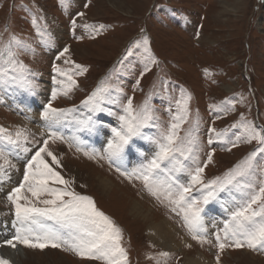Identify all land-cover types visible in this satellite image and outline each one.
I'll use <instances>...</instances> for the list:
<instances>
[{"label": "rangeland", "instance_id": "374dc122", "mask_svg": "<svg viewBox=\"0 0 264 264\" xmlns=\"http://www.w3.org/2000/svg\"><path fill=\"white\" fill-rule=\"evenodd\" d=\"M10 44L12 54L5 49ZM0 53H3L0 71L4 72L0 86L22 81L35 90L33 95L42 105L48 100L54 55L60 54L55 69L61 72L60 78L67 80L63 83L59 79L56 87L62 89L57 92L59 102L56 99L51 107L59 111L67 109V105L76 104L69 107L73 108L85 102L91 113L88 118L92 128L98 123L108 127L112 143L114 131L124 134L121 118L137 124L147 111L151 117L149 126L140 128L139 134L129 141L135 152L132 159L145 161L141 171L156 158L160 145L165 143L163 137L170 134V124L172 127L178 124L172 147L185 153L175 154L154 173L160 175L166 186L175 189L187 187L191 184L189 174H194L198 167L203 168V184L196 185L187 194L185 203L200 200L207 192L214 191L206 185L224 181L256 153L249 173L251 179L241 178L244 187L226 189L230 198L225 212H216L208 218L203 205L200 222L190 232L182 208L149 194L140 179H133L136 178L133 174L128 180L122 174H114L101 147L98 146L101 157L107 164L95 157L96 149L89 151L92 155L80 154L59 142V138L54 141L45 127L7 105L4 94L9 88L5 87L2 89L4 103L0 95V137L6 139L5 145L9 139L15 141L27 156H22L18 149L19 156L10 159L0 148V165H7L5 179L15 184L9 187L0 184V226L6 224L1 220L11 221V216L14 217V208L6 197L23 182L26 159L34 156L47 140L46 152H51L59 167L46 153L41 158L66 182L64 185L49 183L48 187L90 199L96 211L119 230L126 264H184L200 253L210 264H264V252L259 250L236 249L227 244L220 252L216 246V236L220 235L223 241L224 224L229 223L232 212L264 183V153L258 151L264 145L244 140L249 129L258 131L264 138V0H0ZM8 55L13 57L15 72L5 71L12 68L1 60ZM10 76L17 79L10 80ZM128 101L132 104L130 116L125 112ZM50 135L69 142L55 130H50ZM143 140L151 143L155 154L141 148ZM234 142L239 146H234ZM193 143H197L198 151L191 162L193 158L188 149ZM210 153L212 163L207 164ZM93 163L102 166H93ZM176 171L181 172V184L173 175ZM104 178L114 180L108 187L110 191L102 186ZM120 188L126 192L116 191ZM221 193H217L216 199ZM23 196L32 199L27 191ZM64 201L67 203L68 197ZM135 201L143 214L133 215ZM254 207L258 210L260 205ZM161 219L179 228V239H188L180 251H168L148 238V226ZM0 236L5 237L6 232ZM201 240L208 243L198 242ZM45 250L46 253L26 249L34 259L28 264H100L82 260L68 250ZM244 253L253 257L241 258Z\"/></svg>", "mask_w": 264, "mask_h": 264}, {"label": "snow or ice", "instance_id": "6c2138e0", "mask_svg": "<svg viewBox=\"0 0 264 264\" xmlns=\"http://www.w3.org/2000/svg\"><path fill=\"white\" fill-rule=\"evenodd\" d=\"M64 52L66 53L67 49ZM2 55L3 53H0V56ZM5 71L15 72V65ZM54 71L56 76L61 75L59 69H54ZM3 76L4 72L0 71V80ZM9 79L16 80L17 78L10 76ZM18 82L23 83L22 81ZM56 95L57 93L53 92V100H55ZM125 112L129 116L131 115V101L128 102ZM60 115L62 113L57 112L51 105H48L44 111L43 119L48 120ZM150 118L147 112H145L142 121L137 124L121 118V127L124 129V134L120 131L113 132L117 143H109V155L115 156L121 153L124 147L129 145L130 139L139 134L140 128L149 126L148 120ZM178 127V124L173 125L170 134L164 136L165 143L160 145L156 158L141 172L133 173V177L140 179L149 194L158 199L163 197L175 204L177 208H182L185 225L192 232L199 224L200 213L203 211V208L196 205L209 204L211 200L216 199L217 193L225 192L226 189L233 191L238 187H244L241 178L251 179L249 173L253 168L252 162L256 153L250 155L224 181H213L206 185L207 189H214V191L207 192L200 200L185 203L187 194L196 185L203 184L201 179L203 168L198 167L194 174H189L191 184L187 187L176 186L175 189L165 187L163 182L153 177V173L160 168V165L165 161H171L176 154L177 149L173 148L172 145L175 143ZM52 139L56 140L58 137L53 136ZM244 140L247 143L255 140L260 145H264V138L261 137L258 131L253 129H249ZM8 143L14 144L15 141L9 139ZM48 144L49 141L45 140L44 147H41L30 158L24 168L23 182L6 197L8 204L14 208L15 220L13 227L16 232L12 240L0 245V247L15 249L17 245H21L26 249H39L40 251H44L46 248H59L61 251L68 250L72 252L82 260H95L99 261L100 264H126L127 257L120 247L121 236L119 230L112 225L107 217L96 211L90 199L77 196L67 190L57 191L48 187L49 183L61 185L66 183L41 158V154L46 153L52 159V162L59 167L51 152H46ZM234 146H239L238 142H234ZM227 150L231 151L232 149L228 148ZM188 151H191V149L189 148ZM258 151L264 153V147H261ZM211 163L212 154L210 153L207 164ZM207 164L204 167H207ZM6 167L7 165H4L3 168H0V181L5 178L4 168ZM125 178L130 179L129 177ZM169 180H171V177H169ZM172 183L175 184L174 181ZM25 191L32 197L31 200L23 196ZM200 191L203 192L204 189H200ZM173 196L176 198L173 199ZM42 197H51V199H41ZM64 197H68L67 203L64 201ZM262 199H264V183L260 185L259 191H253L250 194V198L246 203H242L237 210L232 212L229 223L224 224L223 241L220 235L216 236V246L220 252L225 250L227 244L234 245L236 249L247 247L252 251L264 252V205H261ZM22 201L23 203H21ZM256 205H260L258 210L254 207ZM46 222H50L51 225L56 227L53 229ZM193 238L196 237L193 236ZM198 242L208 243L207 240ZM0 264H9V262L0 259Z\"/></svg>", "mask_w": 264, "mask_h": 264}, {"label": "bare ground", "instance_id": "6f19581e", "mask_svg": "<svg viewBox=\"0 0 264 264\" xmlns=\"http://www.w3.org/2000/svg\"><path fill=\"white\" fill-rule=\"evenodd\" d=\"M67 2H68V0H67ZM255 28H257V27L255 26ZM60 79L62 80V82L64 80H67L63 76H61ZM80 88L81 87L79 85V89ZM68 89H69V86H67V91H68ZM79 89H77L76 91H78ZM60 90H62V89H58L57 92L59 93ZM4 95H5V100H6L7 105L14 107L16 111L23 113L27 118H29L33 122L37 123L38 125L45 127V129H47L49 131L55 130L59 133L64 134L66 136V139L69 142H72V143L75 142V143L82 144V145H85L88 147H89V145H97V146L101 147L104 151V155L108 158V160H110L111 164L118 166L119 163L117 164V163H115V161H118L120 159V155H122V154H126L128 157V162H127L128 167H130L131 162L132 163L134 162V159H132V158L135 155V152L132 151L130 144L125 146L124 150L121 153H119L118 155H115V156L109 155L108 145H109V143H112V142L109 140L110 133L108 132V129H109L108 127L98 123L94 127V131L92 133L89 132L88 127L90 126V119L88 118V116L91 115V113H89L87 107L85 106V102L82 101L81 103H79L80 106L73 107V108H69V107L74 106L76 104L67 105V106H69V107H66L67 109L57 111L59 113H62V115L55 117V118H50L48 120H45V119H43V117L39 113V109L41 108V104H40L41 101L35 95L29 94V93H23V94H21L18 97L13 99L11 97L10 90L5 91ZM58 95H57L56 99L58 98ZM92 96H93V94H92ZM56 101L59 102V99H57ZM91 135H92V138L94 137L93 139H91ZM113 138H114L113 143H117L116 138L115 137H113ZM141 148L145 152H147L148 154H155V149L148 140L141 141ZM190 149L198 151L195 143H193V145L190 147ZM72 156H75V155H72ZM75 159H77V158H75ZM78 160H80V159H78ZM83 161H85V160H83ZM83 163H86V162H83ZM87 164L89 165V163H87ZM92 165L93 166H98V165L102 166L101 163L100 164L99 163H97V164L93 163ZM110 173H112V172H110ZM113 181L114 180L107 179V178L102 179L103 188L106 191H110V189L108 187L112 186ZM117 182H120V181L116 180V183ZM0 184L5 185L4 187H9L11 185H15V184H13V180L8 182L5 178H4V180L0 181ZM120 184L124 185L121 182H120ZM90 188H91V186H90ZM112 190H114V188ZM121 190L126 192L125 189H121V188H120V190L118 189L116 191L121 192ZM127 191H128V189H127ZM127 195H129V194H127ZM229 198H230L229 192L226 191V192L221 193L217 199H215V200L211 201L209 204L205 205L204 213L208 216V218H210V216L216 212H225V207H226V204H227ZM135 203L136 204H133V211H134L133 215L136 214L137 212H138V214H141V213L143 214V211L139 207L138 202L135 201ZM128 210H129V208H128ZM1 221L5 222L6 224L0 226V233L6 232V236L5 237L0 236V245L5 244L6 242L9 241L8 240V237H10L9 236V233H10L9 224L11 222V221H8L6 219L1 220ZM147 230L149 231L148 232V238L153 243L157 244L158 246L164 247L168 251H173L176 249H178L180 251L182 247H184L185 245L188 244V239L186 237H182L181 239H179V234H180L179 228L172 226L170 223L167 222L166 219H161L158 222L150 224L148 226ZM194 250L197 251L196 249H194ZM44 251H45L44 253L47 252V250H44ZM246 255L247 254L244 253L241 256V258H246L248 256H252V255H249V253L247 256ZM0 257L7 260L9 262V264H28L29 262L31 263L32 260L34 261L33 256L29 255L26 252V249L24 247L21 248L19 245H17L15 247V249L7 248V247H0ZM241 258L239 259L240 261L242 260ZM39 261H40V259H39ZM210 262L211 261L204 254L200 253L197 258L187 259L184 264H210ZM223 264H225V263H223Z\"/></svg>", "mask_w": 264, "mask_h": 264}, {"label": "trees", "instance_id": "16d2710c", "mask_svg": "<svg viewBox=\"0 0 264 264\" xmlns=\"http://www.w3.org/2000/svg\"><path fill=\"white\" fill-rule=\"evenodd\" d=\"M56 92H57V89H56ZM106 93H107V92H106ZM109 94H110V93H109ZM110 95H111V94H110ZM124 102H125V101H124ZM128 102H129V101H128ZM127 104H128V103H127ZM146 112H147V111H146ZM148 121H149V120H148ZM176 121H177V120H176ZM171 129H172V126H171V124H170L168 130L171 131ZM208 132H209V130H208ZM161 134H162V133L160 132V135H161ZM52 137H53V135L50 136V138H52ZM162 137H163V136H162ZM163 138H164V137H163ZM211 138H212V136H211ZM54 141H56V140H54ZM195 145L197 146V143H195ZM189 152H190V158H191V159L193 158V159L191 160V162H194V160L196 159V153H197V151L191 149V151H189ZM184 153H185V152H183V151H182V152H178V151L176 152V154H178V155H183ZM211 154H212V153H211ZM212 155H213V154H212ZM191 162H190V163H191ZM247 181H248V180H247ZM181 186H183V185H181Z\"/></svg>", "mask_w": 264, "mask_h": 264}, {"label": "flooded vegetation", "instance_id": "af4514ba", "mask_svg": "<svg viewBox=\"0 0 264 264\" xmlns=\"http://www.w3.org/2000/svg\"><path fill=\"white\" fill-rule=\"evenodd\" d=\"M27 160V159H26Z\"/></svg>", "mask_w": 264, "mask_h": 264}]
</instances>
